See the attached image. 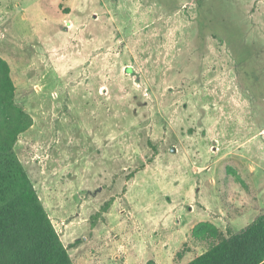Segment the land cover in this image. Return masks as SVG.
Instances as JSON below:
<instances>
[{"label":"rangeland","instance_id":"374dc122","mask_svg":"<svg viewBox=\"0 0 264 264\" xmlns=\"http://www.w3.org/2000/svg\"><path fill=\"white\" fill-rule=\"evenodd\" d=\"M0 57L74 264H188L199 220L264 214V0H0Z\"/></svg>","mask_w":264,"mask_h":264},{"label":"trees","instance_id":"16d2710c","mask_svg":"<svg viewBox=\"0 0 264 264\" xmlns=\"http://www.w3.org/2000/svg\"><path fill=\"white\" fill-rule=\"evenodd\" d=\"M15 97L11 68L0 57V264H74L15 152L20 135L33 126ZM114 202L111 198L101 207L93 226L104 220ZM192 236L212 244L188 264H264V214L230 236L210 222L198 223Z\"/></svg>","mask_w":264,"mask_h":264},{"label":"crops","instance_id":"0c3cea01","mask_svg":"<svg viewBox=\"0 0 264 264\" xmlns=\"http://www.w3.org/2000/svg\"><path fill=\"white\" fill-rule=\"evenodd\" d=\"M248 211H250V209H248L247 210V212ZM194 216V215H193ZM200 222H208V221H206V220H199L193 227H192V230H193V228L198 224V223H200ZM251 224V223H250Z\"/></svg>","mask_w":264,"mask_h":264},{"label":"water","instance_id":"95a60500","mask_svg":"<svg viewBox=\"0 0 264 264\" xmlns=\"http://www.w3.org/2000/svg\"><path fill=\"white\" fill-rule=\"evenodd\" d=\"M175 150L173 149V152H174Z\"/></svg>","mask_w":264,"mask_h":264}]
</instances>
